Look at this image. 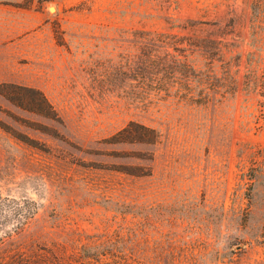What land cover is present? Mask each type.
<instances>
[{"label":"rangeland","instance_id":"374dc122","mask_svg":"<svg viewBox=\"0 0 264 264\" xmlns=\"http://www.w3.org/2000/svg\"><path fill=\"white\" fill-rule=\"evenodd\" d=\"M1 83L56 110L0 95V188L37 203L3 249L264 264V0H0ZM132 121L157 142H106Z\"/></svg>","mask_w":264,"mask_h":264},{"label":"trees","instance_id":"16d2710c","mask_svg":"<svg viewBox=\"0 0 264 264\" xmlns=\"http://www.w3.org/2000/svg\"><path fill=\"white\" fill-rule=\"evenodd\" d=\"M20 90L31 91L33 88H25L16 84H0V95L6 97L11 102L37 113L53 118L56 115L51 102L41 91H38V97L20 96ZM158 133L156 129L138 122H130L127 126L120 129L106 142L111 144L123 142H143L156 143ZM259 168L253 167L246 176L252 181L258 175ZM37 203L27 197H14L5 195L0 188V264H89V260H85L80 256H73L67 251L78 252V246L69 249L66 245L43 244L36 247L25 249H3V245L7 239L24 230L35 215ZM261 243H264V221L260 233ZM108 241V239H106ZM106 240L99 242L96 240L93 247V252L104 255L106 248ZM89 245L83 244L80 250H86ZM104 247V252H98L99 248ZM117 256V255H116ZM95 260L91 264H104L99 256H94ZM112 264H136L129 261L127 258L117 256ZM107 264H111L108 262Z\"/></svg>","mask_w":264,"mask_h":264}]
</instances>
